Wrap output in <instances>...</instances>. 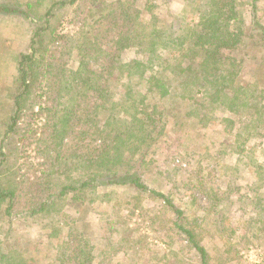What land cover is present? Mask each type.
Here are the masks:
<instances>
[{"label": "trees", "instance_id": "16d2710c", "mask_svg": "<svg viewBox=\"0 0 264 264\" xmlns=\"http://www.w3.org/2000/svg\"><path fill=\"white\" fill-rule=\"evenodd\" d=\"M173 1L0 0V24L26 38L0 46V68L14 69L0 87V218L10 232L57 230L53 264L138 254L152 227L126 222L146 199L172 215L167 248L148 251L165 264H212L211 241L237 260L241 242L264 234V0H181L178 15ZM218 113L222 139L206 143ZM176 161L191 186L149 184ZM192 188L206 197L202 219L176 202L174 190ZM104 203L118 220L95 255L86 217ZM9 238L0 264H30Z\"/></svg>", "mask_w": 264, "mask_h": 264}, {"label": "rangeland", "instance_id": "374dc122", "mask_svg": "<svg viewBox=\"0 0 264 264\" xmlns=\"http://www.w3.org/2000/svg\"><path fill=\"white\" fill-rule=\"evenodd\" d=\"M146 0H140L141 6ZM264 2L259 3V15H261L263 10ZM185 4L181 0H174L171 6L173 13L180 14L184 8ZM249 10V9H248ZM158 12H160L158 10ZM246 11L247 23H250L249 14ZM13 27H17L14 23L1 22L0 24V46L5 44H10L13 49L18 50L19 46L25 43V35L21 33H13ZM137 57V54L134 51H129L123 55L124 60H130L132 58ZM251 67V65H250ZM14 69L13 66L1 67L0 68V87L4 86L10 88L12 85ZM249 79V77H246ZM218 118L209 125L207 130L205 131V135L207 134V138H205L206 143L209 141L218 142L222 139V134L224 132V126L220 123L223 118V115L218 113ZM31 152L27 154H23L21 159L19 160V164H23L25 158L30 156ZM33 156V154H32ZM33 158V157H31ZM181 165L178 161L171 163L169 167H162L163 175L158 174L157 171L149 172L147 178L149 180V184L154 188L158 189V191H162L165 194H169L171 190H173V183H179L181 181L187 182L189 186L190 179L188 171L186 174L184 173H176V166ZM26 168V167H24ZM182 168L189 169L191 166L182 164ZM165 171H169L170 177L165 179ZM167 176V174H166ZM185 177V179H184ZM255 176H251L250 181L255 180ZM191 187H189L190 189ZM176 202L178 206L183 209H186V215L192 218H201L203 217L202 210L206 204V197L199 193L196 188H192L191 191H175ZM192 198H195V203L197 206L193 205ZM112 204L104 203L99 209H95L91 211L86 217V231L91 236L92 244L94 245V253L95 255H99L100 252L105 247V240L108 237L109 229L108 222L110 220L117 219L116 216L111 211ZM143 216L138 217L131 220H128L127 224H148L150 223L152 227V232L149 231L148 237L141 236L142 242L140 244L141 251L138 254H134L131 256H123V254L118 255L115 258L113 264H149L150 261L155 264H165V260L159 261L158 256L154 259V256L150 258L148 251L154 252L159 250L158 252L162 255L161 248L163 251L165 250V237L164 232L161 230L163 226H165V220L172 219L171 213L165 212L161 207H159L155 201L152 199H146L142 204L141 209ZM201 212V213H199ZM127 213H123L122 216H126ZM132 226V225H131ZM9 224L7 222L1 220L0 218V241L9 245V241L14 243V240H10L9 236L16 235L19 239L16 241L17 249L25 250L24 259L30 264H53L56 258L57 248L61 243L60 236L57 234V230H42L41 227L36 225L26 224L19 225L12 232L9 230ZM134 227V226H133ZM155 230V231H153ZM66 232V231H65ZM221 244V243H220ZM218 241H211L208 245L212 254V264H264V234L262 232L254 237L253 233L249 235V239L243 241L239 244V259L235 260L236 257L230 255L229 252L225 251L224 243L220 245ZM220 245V247L218 246ZM155 248V250H154ZM219 248V251L216 249ZM178 247L175 245L171 249L168 247L167 253L170 255L171 250H177ZM157 252V253H158ZM224 253V254H222ZM123 256V257H122ZM182 259L184 257L182 256ZM189 259V258H188ZM170 259H168L169 261ZM147 262V263H146ZM169 264V263H168Z\"/></svg>", "mask_w": 264, "mask_h": 264}]
</instances>
